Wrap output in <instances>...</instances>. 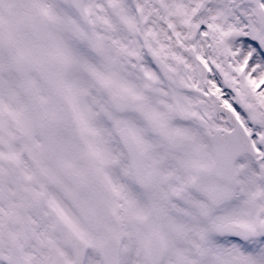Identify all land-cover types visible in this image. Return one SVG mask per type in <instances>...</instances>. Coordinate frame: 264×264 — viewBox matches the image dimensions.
Segmentation results:
<instances>
[{"label": "snow or ice", "instance_id": "6c2138e0", "mask_svg": "<svg viewBox=\"0 0 264 264\" xmlns=\"http://www.w3.org/2000/svg\"><path fill=\"white\" fill-rule=\"evenodd\" d=\"M0 264H264V0H0Z\"/></svg>", "mask_w": 264, "mask_h": 264}]
</instances>
